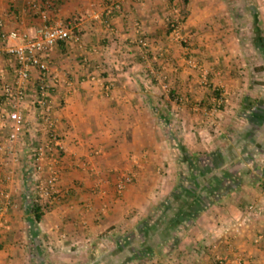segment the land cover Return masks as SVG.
<instances>
[{"label": "crops", "instance_id": "obj_1", "mask_svg": "<svg viewBox=\"0 0 264 264\" xmlns=\"http://www.w3.org/2000/svg\"><path fill=\"white\" fill-rule=\"evenodd\" d=\"M42 1L50 22L78 38L46 53L60 80L51 98L63 146L58 192L35 194L32 156L45 130L32 68L19 106L27 133L0 153V192L10 196L0 264H264V48L252 43L250 0H118L111 11L113 0ZM251 1L264 38V0ZM26 2L0 0L4 31L35 34L41 19ZM169 17L183 43L170 39ZM4 47L0 84H10L16 62ZM125 173L132 181L118 191ZM184 189L183 204L200 211L179 221L177 243L157 228L153 254L134 258L126 240H139L145 220L161 223ZM34 201L37 222L27 212Z\"/></svg>", "mask_w": 264, "mask_h": 264}, {"label": "built area", "instance_id": "obj_2", "mask_svg": "<svg viewBox=\"0 0 264 264\" xmlns=\"http://www.w3.org/2000/svg\"><path fill=\"white\" fill-rule=\"evenodd\" d=\"M28 10L33 15H38L41 24L33 36H29L25 31L3 30V20L0 18V41L5 45L4 51L15 58L14 81L10 84L1 85L0 101V129L6 131L0 143V153H14V146L17 140L27 133L26 120L21 113L19 106L26 98V92L30 77V69L37 72V83L32 92L33 104L41 109L45 130V138L36 146L32 156V169L37 173L35 183V194L38 199H50L57 194L58 189V165L61 154L63 153L62 139L56 129L55 118L52 116V94L58 87L60 80L53 71L50 61L46 58L47 51L59 42L77 41L68 25L57 22H50L47 9L50 3L42 0H27ZM120 9V2L113 0L109 4L108 10ZM170 27V39L175 42L183 43L185 38L180 31L179 18H167ZM106 27L111 29L110 24ZM137 27V24H136ZM12 45H7V43ZM138 46L147 47V40L144 36L136 39ZM0 49V53H1ZM187 63L192 67H199L192 60L187 59ZM220 102V100H219ZM133 175L125 173L120 175L116 181V189L121 191L132 181ZM8 179V178H7ZM264 187V177L261 182ZM10 205V196L5 192H0V229L1 214ZM249 212L256 209L248 206ZM257 240L264 239V230L257 235ZM221 263V262H220Z\"/></svg>", "mask_w": 264, "mask_h": 264}, {"label": "trees", "instance_id": "obj_3", "mask_svg": "<svg viewBox=\"0 0 264 264\" xmlns=\"http://www.w3.org/2000/svg\"><path fill=\"white\" fill-rule=\"evenodd\" d=\"M246 7H247L246 13L248 14L247 19H249V21H251V23L254 24L255 26V28H253V31L255 30V32L253 33L252 43L255 47L261 50V48L262 49L264 48V38L261 35V32H258L256 28V24L258 23L256 4L250 0L248 1ZM168 28L170 33V27L168 26ZM213 93H215V97L217 98L220 97L218 96V93L215 90ZM206 186H207L206 184L203 185V187L205 188ZM179 195L180 196L177 198L178 201H176L177 207H174L173 209H170L169 205L163 207L162 215L160 218L161 223H154L151 225L145 220L141 223V225H139V229H138V235L140 237L139 240H135L134 237H131L129 240H126L128 241V251L132 253V256L134 258L141 259L143 257L146 256L148 257L153 254V250L156 249V247H158L159 243H161L159 242V240L156 239L155 234L152 233L153 230H156L157 228H160L159 234H161L162 236H166L167 239H172L173 244H176L178 241V237L173 233L179 227L178 225L179 221H182V224H184L183 220H185L187 217L188 219L192 218L194 215H197L196 213L200 211V209L195 208V206L192 209L193 211H190V209L187 208L190 205L183 204L185 202V198L191 197V193H189V191L187 192L184 189L181 193H179ZM27 212L28 214L32 215L34 222L39 221L42 214L40 211V207L37 205V201L32 202V206L29 209H27ZM164 218H166V220ZM132 243H136L137 246L136 245L133 246Z\"/></svg>", "mask_w": 264, "mask_h": 264}, {"label": "rangeland", "instance_id": "obj_4", "mask_svg": "<svg viewBox=\"0 0 264 264\" xmlns=\"http://www.w3.org/2000/svg\"><path fill=\"white\" fill-rule=\"evenodd\" d=\"M182 47H187V46H182ZM186 62H187V60H186ZM188 64V63H187ZM189 66H190V64H189ZM192 67V66H191ZM192 68H194V69H199V67H192Z\"/></svg>", "mask_w": 264, "mask_h": 264}]
</instances>
